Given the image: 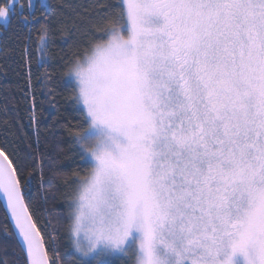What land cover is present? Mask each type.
Listing matches in <instances>:
<instances>
[{
    "label": "snow or ice",
    "instance_id": "1",
    "mask_svg": "<svg viewBox=\"0 0 264 264\" xmlns=\"http://www.w3.org/2000/svg\"><path fill=\"white\" fill-rule=\"evenodd\" d=\"M47 8L0 0V19L39 23L47 54ZM90 23L65 61L74 264H264V0H98ZM14 159L0 149L11 234L24 264H57Z\"/></svg>",
    "mask_w": 264,
    "mask_h": 264
},
{
    "label": "trees",
    "instance_id": "2",
    "mask_svg": "<svg viewBox=\"0 0 264 264\" xmlns=\"http://www.w3.org/2000/svg\"><path fill=\"white\" fill-rule=\"evenodd\" d=\"M97 2L47 0L52 25L47 54L39 50V23L26 27L16 19L7 25L0 20V148L24 165L25 199L38 226L48 225L42 231L46 241L51 234L58 254H49L57 264H74L65 219L74 190L68 185L84 174L73 143L83 117L75 93L65 86V61L86 46ZM14 231L0 201V264H24Z\"/></svg>",
    "mask_w": 264,
    "mask_h": 264
},
{
    "label": "water",
    "instance_id": "3",
    "mask_svg": "<svg viewBox=\"0 0 264 264\" xmlns=\"http://www.w3.org/2000/svg\"><path fill=\"white\" fill-rule=\"evenodd\" d=\"M0 149H1V148H0ZM0 201H1V203H2V205H3V207H4L5 211H6V213H7L8 217H9V219H10V222H11L13 228H14V220H13V218L11 217V210L9 209V207H8V205H7L6 198L4 197V195H3L2 192H0ZM14 230H15V228H14ZM15 231H18V230H15ZM17 237H18L19 240L21 241V238H20L18 235H17ZM21 243H22V241H21Z\"/></svg>",
    "mask_w": 264,
    "mask_h": 264
},
{
    "label": "rangeland",
    "instance_id": "4",
    "mask_svg": "<svg viewBox=\"0 0 264 264\" xmlns=\"http://www.w3.org/2000/svg\"><path fill=\"white\" fill-rule=\"evenodd\" d=\"M33 3H35L37 6L38 5H40L41 3H43V4H46L47 3V0H33ZM1 21H3L2 19H0ZM72 196H73V194H72ZM72 198V197H71ZM70 198V199H71ZM123 263V261H121L120 262V264H122Z\"/></svg>",
    "mask_w": 264,
    "mask_h": 264
}]
</instances>
